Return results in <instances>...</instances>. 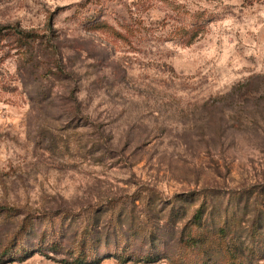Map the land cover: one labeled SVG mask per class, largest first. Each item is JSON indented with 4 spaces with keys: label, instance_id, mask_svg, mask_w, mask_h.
<instances>
[{
    "label": "rangeland",
    "instance_id": "374dc122",
    "mask_svg": "<svg viewBox=\"0 0 264 264\" xmlns=\"http://www.w3.org/2000/svg\"><path fill=\"white\" fill-rule=\"evenodd\" d=\"M77 257L264 264V0H0V264Z\"/></svg>",
    "mask_w": 264,
    "mask_h": 264
},
{
    "label": "trees",
    "instance_id": "16d2710c",
    "mask_svg": "<svg viewBox=\"0 0 264 264\" xmlns=\"http://www.w3.org/2000/svg\"><path fill=\"white\" fill-rule=\"evenodd\" d=\"M197 217V214L196 216ZM123 263L127 262V261H122ZM59 263L61 264H88L84 258H81V257H77L76 259L70 261V262H67V261H60Z\"/></svg>",
    "mask_w": 264,
    "mask_h": 264
}]
</instances>
